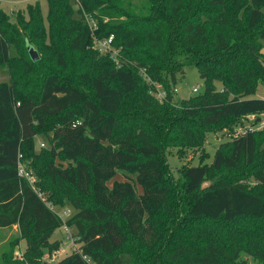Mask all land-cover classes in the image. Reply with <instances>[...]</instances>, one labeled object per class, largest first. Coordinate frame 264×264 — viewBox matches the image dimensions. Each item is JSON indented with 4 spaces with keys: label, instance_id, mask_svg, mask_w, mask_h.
Segmentation results:
<instances>
[{
    "label": "trees",
    "instance_id": "1",
    "mask_svg": "<svg viewBox=\"0 0 264 264\" xmlns=\"http://www.w3.org/2000/svg\"><path fill=\"white\" fill-rule=\"evenodd\" d=\"M113 1L75 2L78 12H94ZM47 4V26L39 1L13 15L0 7V64L9 73L0 82V228L17 226L29 245L31 235L43 243L61 226L74 228L79 247L57 264H248L242 253L264 262V132L232 135L211 163L183 168L191 199L180 224L198 228L188 238L166 240L158 217L170 195L165 151L200 146L214 125L264 112L256 96L264 86V0L114 4L95 18L116 58L88 47L93 33L71 0ZM22 45L25 71L10 54ZM28 46L68 74L34 78L46 58L33 61ZM187 66L204 91L177 100ZM41 133L47 145L36 151ZM236 173L254 185L231 181ZM65 201L75 212L63 220L51 206Z\"/></svg>",
    "mask_w": 264,
    "mask_h": 264
},
{
    "label": "rangeland",
    "instance_id": "2",
    "mask_svg": "<svg viewBox=\"0 0 264 264\" xmlns=\"http://www.w3.org/2000/svg\"><path fill=\"white\" fill-rule=\"evenodd\" d=\"M39 1L40 8L43 15V20L47 26V15H48V4L47 0H0V7L7 14L13 15L18 10H25L29 3H34ZM76 0H71L73 4V9L75 11L74 17L83 19L85 23L88 24L89 28L93 33V39L89 44L90 49H95L99 51V54H109L116 58V50L111 47H106L104 41L109 38L103 37L99 38L96 35V28L98 26L95 17L99 14L100 10L108 9L114 4H127L135 3L140 4L142 0H120L119 2L113 1L103 6L96 7L94 12H89L87 9H82L78 12V5ZM244 3V2H243ZM241 3V5L243 4ZM264 11V7L262 8ZM108 19H104L106 22ZM262 46L264 48V38L261 39ZM22 52L16 50L13 46L10 47V54L16 60L17 67L20 71H25L26 67L24 61L28 60L26 50L22 45ZM39 54L46 58L38 66L34 67L35 71L32 76L35 78L40 77V73L50 71H57L60 76H66L69 71L63 73L62 68L52 63H47L49 60V55L46 57L43 53ZM38 54V56H39ZM9 73L8 69L0 64V82L8 81ZM217 88H222L221 82H216ZM176 93L175 98L177 100L187 98L191 95L202 93L204 91V82L201 79L197 69L194 66H187L184 69L183 74L177 75V82L175 85ZM193 88H197V91H193ZM256 96L264 97V86L259 85ZM246 130H254V132L261 131L264 132V112L260 114H249L240 118L222 121L206 132L204 143L197 147L182 146L180 148H170L163 153V162L165 166V176L170 187V195L166 204V209H164L160 214L159 223L162 227L166 229V240L168 237H176V240L188 238L187 231L198 229L197 227L187 224L186 222L180 224L184 218H186V208L191 199V194H186L184 192L185 179L182 175L183 168L188 165L197 164H209L213 159L214 152L218 145L229 139L232 135L238 134ZM35 150L39 151L40 148L46 146L44 135L38 134L35 138ZM264 146V144H263ZM24 161V159H23ZM29 165L32 164L30 158L25 160ZM20 170L24 172H30V179L34 180L35 175L30 166L28 168L22 163ZM28 174V173H27ZM116 179H123L121 173H117ZM230 180H235L241 183L243 186L251 187L254 185V181L248 175H242L241 173H236L230 177ZM52 209L61 216L63 220L69 218L74 212V208L67 201L61 202L60 204H54L51 206ZM174 223L171 225V223ZM163 228V229H164ZM76 230L74 228H67L61 226L45 236V242H41L36 236L31 235L29 240L31 245H29L28 239L22 238L18 232L17 226L11 228H0V264H57L61 258L71 253L72 251L78 249L79 243L76 242ZM185 241H183L184 243ZM164 243H161L162 246ZM176 244V243H175ZM173 244V245H175ZM177 249V247L171 248ZM28 250V253H27ZM147 254V253H146ZM144 254L141 258H150L148 254ZM241 259H245L248 264H264L263 261L242 253L240 255Z\"/></svg>",
    "mask_w": 264,
    "mask_h": 264
},
{
    "label": "water",
    "instance_id": "3",
    "mask_svg": "<svg viewBox=\"0 0 264 264\" xmlns=\"http://www.w3.org/2000/svg\"><path fill=\"white\" fill-rule=\"evenodd\" d=\"M28 52H29V56L30 58L33 60V61H36L38 60L39 56H38V53L37 51L35 50L34 47L32 46H28ZM260 53L264 54V48H262L260 50ZM207 186H209V182H204L201 186V189H205Z\"/></svg>",
    "mask_w": 264,
    "mask_h": 264
},
{
    "label": "built area",
    "instance_id": "4",
    "mask_svg": "<svg viewBox=\"0 0 264 264\" xmlns=\"http://www.w3.org/2000/svg\"><path fill=\"white\" fill-rule=\"evenodd\" d=\"M110 41H111V38H109L108 40H105L104 41V45L107 47H110ZM107 47V48H108ZM175 91H176V88L174 89ZM193 91H197V88H193ZM165 95V93L164 92H161V91H159V92H157V94H156V96L157 97H159V98H161V97H163ZM251 131V130H250Z\"/></svg>",
    "mask_w": 264,
    "mask_h": 264
}]
</instances>
